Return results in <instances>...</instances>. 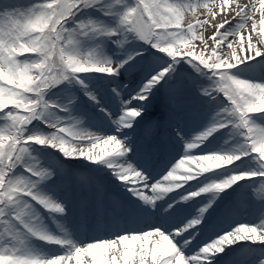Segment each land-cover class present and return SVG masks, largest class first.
Returning a JSON list of instances; mask_svg holds the SVG:
<instances>
[{
	"label": "snow or ice",
	"instance_id": "obj_1",
	"mask_svg": "<svg viewBox=\"0 0 264 264\" xmlns=\"http://www.w3.org/2000/svg\"><path fill=\"white\" fill-rule=\"evenodd\" d=\"M0 264H264V0H0Z\"/></svg>",
	"mask_w": 264,
	"mask_h": 264
},
{
	"label": "rangeland",
	"instance_id": "obj_2",
	"mask_svg": "<svg viewBox=\"0 0 264 264\" xmlns=\"http://www.w3.org/2000/svg\"><path fill=\"white\" fill-rule=\"evenodd\" d=\"M222 19H223V17H217L216 22L219 23ZM212 31L213 30L210 28V29H208L206 31V33L208 35H211L212 34ZM194 127H195V125L193 123H189V124H187V126L185 128V131L191 133ZM157 135L158 136H160V135H167V133H165L164 131H162V132L159 131L157 133ZM178 150H179V145H176L173 154H175V151H178ZM75 179H76V177H73V180H75ZM104 182L106 183V185H108L109 183H111L110 180H104ZM114 190H116V188ZM256 216H257L256 209L254 207H252V206H248L245 209L241 210V212L237 216V219L238 220H241V221L247 222V221L254 220L256 218Z\"/></svg>",
	"mask_w": 264,
	"mask_h": 264
},
{
	"label": "bare ground",
	"instance_id": "obj_3",
	"mask_svg": "<svg viewBox=\"0 0 264 264\" xmlns=\"http://www.w3.org/2000/svg\"><path fill=\"white\" fill-rule=\"evenodd\" d=\"M241 2H242V0H241ZM210 29V28H209ZM206 35H208L207 33H205ZM231 39V38H230ZM153 112H154V114H156V115H159V113H160V102L159 101H157V103H156V105H155V107H154V110H153ZM161 132L162 131H164V130H160ZM82 171H86V170H82ZM105 180H108V179H105ZM105 183V182H104ZM106 184V183H105ZM108 188H109V190H113V191H115L114 189H115V185L114 184H112V183H109L108 185ZM85 195H91V194H88V193H85ZM52 227L55 229V225H52ZM83 229H86V231L84 232V233H81V238L82 239H85V240H91L92 238H93V236H96V235H103V233H98V232H90V231H93L92 230V227H91V225H89V224H86V225H84L82 228H81V230H83ZM88 229V230H87ZM90 229V230H89ZM90 232V233H89ZM89 235H90V237H89ZM50 247H55V246H50Z\"/></svg>",
	"mask_w": 264,
	"mask_h": 264
}]
</instances>
